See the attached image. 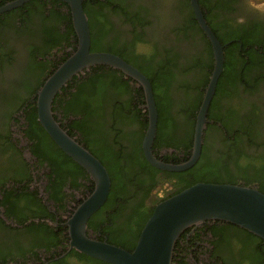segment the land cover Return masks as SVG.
Wrapping results in <instances>:
<instances>
[{"label":"flooded vegetation","instance_id":"af4514ba","mask_svg":"<svg viewBox=\"0 0 264 264\" xmlns=\"http://www.w3.org/2000/svg\"><path fill=\"white\" fill-rule=\"evenodd\" d=\"M9 1L0 0V6ZM180 1L184 0L81 1L97 32L95 41L101 47L121 49L130 63L140 66L159 61L167 65L172 72V81L167 88L171 111L175 109L172 104L182 98V84L197 74L196 68L187 67L193 63V58H202L200 34L195 28L186 29L184 13L187 11L180 6ZM197 4L201 13L206 14L205 22L218 35L234 36L232 39L238 42V47L229 53L234 59L244 62L237 84H232L228 93H221L219 105L213 109L215 113L220 110L222 113L225 127L220 124L221 134L226 135L229 131L233 135L244 126L254 142L246 148L247 151L259 152L261 147L257 144L264 140V0H197ZM67 10V4L61 0H27L0 12V264H89L75 257L71 249L61 257L54 255L58 252L61 254L67 247L68 234L64 222L92 190L89 181L85 180L90 178L85 171L71 172L63 166V171L59 172L56 168L53 171L43 158L33 155L35 151L41 156V151H44L42 142L37 137L30 140L27 135L29 123L26 111L35 103L38 90L33 92L31 86L36 84L37 77L42 79L44 73L54 70L75 49L76 36L69 33L68 39L51 48L49 54L43 58L37 57L36 60L48 61L37 76V73L29 71V53L32 48L42 49L44 34L50 29L55 35H62L65 23L60 18ZM222 45L223 53L226 44ZM102 67L93 65L83 69L62 87L69 84V91H73L77 84H101L99 79L104 80L99 76L103 72ZM122 78L127 76L122 74ZM127 86L134 89L130 95L110 85H99L100 95L97 97L104 104L98 117L104 122H101L102 135L89 139L91 148H100L105 142L114 150L121 148V154L128 156L131 153L130 143L135 144L139 140L141 145L145 128L138 119L126 122L121 114L126 111V107L134 108L137 97L133 94L135 89L141 87L133 79L127 81ZM198 91L200 88L190 94H197ZM56 99L51 110L54 119L62 129L77 131L73 127L74 122L84 121L82 115L69 113L63 116L60 108L69 99L68 90ZM142 105L139 103L137 107L141 112H146ZM114 107L117 109L115 113ZM249 119L253 120L252 123H245ZM93 121L94 117H90L85 123L93 127ZM207 123L205 117L202 130ZM216 125L219 126L218 123ZM204 132V144L208 145L210 154L217 148L209 144L217 132L211 128ZM72 137L83 139L78 131ZM112 139L114 144H110ZM151 153L170 161L183 158L182 152L174 157L173 151L163 146L158 147L156 152L151 150ZM152 175L154 177L150 186L148 175L139 174L143 187H150L146 193L142 189V195H138L142 200L139 208L144 211L153 209L157 202L172 195L176 189L174 178L166 177L165 172L155 170ZM116 209L117 203H114L106 205L98 215V209L95 210L87 218L85 233L89 237L104 240L106 235L102 229L105 220ZM205 223L180 233L173 247L171 264H181L180 260L183 264H231L223 258L225 248L212 243L216 239L211 236L210 227L213 223Z\"/></svg>","mask_w":264,"mask_h":264},{"label":"trees","instance_id":"16d2710c","mask_svg":"<svg viewBox=\"0 0 264 264\" xmlns=\"http://www.w3.org/2000/svg\"><path fill=\"white\" fill-rule=\"evenodd\" d=\"M81 6L83 9L82 3ZM180 6H183L187 11L186 14L184 13L186 29L195 28L197 33L200 34L199 40H201L200 43L202 44V58L201 60L193 58V63L187 67V69L196 68L197 74L194 77L191 76L190 80H188L192 82L185 81L182 84V98L175 104H172V107L175 108L174 111L170 110L171 101L167 93V88L172 81V72L167 65L159 61L149 66H140L130 63L129 59L124 56L126 54L121 49L101 47L95 41L97 32L94 30L92 20L90 16L87 17L85 8L83 9L87 18L89 30V51H104L119 56L136 67L150 82L156 108L155 131L150 149L156 152L158 147L163 146L171 149L174 157L175 154L178 157V153H183L182 159L177 158L172 161L167 158L162 159L156 157L164 162L171 163L181 162L188 157L192 142L195 114L201 100L202 90L208 80L212 68L210 44L201 30L197 27L192 11L189 8L188 0L180 1ZM203 7L204 6H201V8ZM67 11L68 12L63 14L60 18L61 22L65 23L62 35L57 36L55 35V32L50 29V31L44 34L45 37L42 49L38 50L37 48H32V51L29 53V58L31 60L29 71L35 72V74L37 73L36 76L39 71H43V68L46 67V63H48V61H43L42 59L36 60L37 57L40 56V58H43L44 55L49 54L51 48L68 39L67 37L69 33L75 37L70 23L69 10ZM201 14L205 20L206 14ZM207 25L219 43L226 44L223 48L222 70L216 80L214 93L209 101L205 116L208 122L205 129L211 128L217 132L216 136L213 137V142L209 144L210 146L216 145L217 148H214L212 153H208L209 147L204 144L206 135L204 129L202 130V143L200 146L199 157L192 166L183 171H161L165 172L166 177L174 178L173 184H175L176 189L172 194L196 182L229 183L252 186L264 194V140L257 144L261 147L259 152H248L246 148L254 144L252 136H250L247 131L248 129L242 126V128L239 131H236L233 135H231L229 131L226 135L221 134L222 128H220V124L225 127V124L222 122L221 110L218 113L213 111V109L219 105V97L223 95L221 93H228L229 87L232 84H237L240 78L241 64L244 62H240L239 59H234L229 53L231 49H237L238 42H235V40L232 39L234 36L225 37L218 35L209 23H207ZM191 36L193 37L194 34ZM102 66L104 65H101V67ZM101 69L103 72H101V74L98 73L101 78H104V80L99 79L101 84H93L92 82L87 84H77L75 86L73 85V91H69V84H67L65 88L61 87L59 92H57L52 99L51 110L53 107L52 105L55 103L54 100L61 97L62 94L68 90L69 99L60 105L62 115L66 116L69 113L74 116L76 114L82 115L84 121L74 122L73 127L74 129H77L83 139L75 140L99 160L106 169L109 177V190L107 196L102 206L98 208L96 215L100 214V210L106 205L117 203L116 212L113 214L110 213L105 220L104 229H102L103 234L106 235L104 241L119 246L127 251H131L141 227L152 211V209L144 211L139 208L142 200L138 198V195H142V189L146 193L150 188L147 185H144L143 187V180L139 177V174H147L148 183L152 186V179L154 177L152 174H154L155 170L157 171L160 169L154 168L145 160L142 155L139 140H137L135 144L134 142L129 144L131 146V153L128 156L121 154V148L114 150L112 147L107 146L105 142L102 143L100 148L98 147L94 149L90 147L89 139H94L96 136L102 135L100 133L102 130L101 122H104V119L101 120V118L98 117L100 115L99 111L104 104L103 101L101 102V99L97 97L100 95L99 85H102L103 87L110 85L123 93H128L129 95L130 91H134V89L132 90L127 86V81L131 78H122V73L120 71L110 69V67H102ZM52 70L53 69H50L44 73L43 78L40 80L37 77L38 81L36 80V84L31 86L33 92L40 87L43 80L52 72ZM74 77L75 76L72 78L74 79ZM198 88H200V91H198L197 94H190L193 90H197ZM133 95L134 97H137V100L133 103L134 108L131 109L126 107V111L121 112V114L122 117L126 119V122L132 121V119H138L144 129L147 124L145 116L146 112H141L140 108L137 107V104L143 103L141 88L135 89ZM116 107H114L113 113L117 111ZM90 117H94V121L92 122V125H94L93 127H89L90 125L88 126L85 123V120ZM26 119L29 123V131L27 132L29 139L33 140L37 137L44 146V151H41V156L35 151H33V155L35 154L37 157L43 158L51 168H53V171L54 168H56L60 172L63 166L65 169L69 168V171L71 172L80 171L84 173L83 168L66 156L39 125L36 120L35 103L30 105V110L26 111ZM249 121L252 123L253 120L249 119L245 121V123H248ZM216 123H218L219 126L216 125ZM65 131L71 137L77 132L76 130L75 132L72 131V129ZM114 143L115 142L112 139L110 144ZM85 180L89 181L88 183L91 190L93 187L92 181L87 178H85ZM123 208L126 209L125 212H123ZM208 222L213 223L210 227L211 236L216 237L212 243L215 245L219 244L225 248L223 258H226L231 264H264V242H262L260 238L235 224L223 221ZM206 223L204 222V224ZM31 226H34V224ZM187 229L188 228L185 230ZM98 240L103 239L98 238ZM234 245L236 246L235 248H233ZM70 251L73 252L74 256L79 258V260H86L89 264H109L89 257L74 249H71ZM232 251H234V253ZM173 252L174 248L172 250L171 259L174 258ZM69 253L70 252L66 255ZM59 254L60 253L58 252L54 256ZM58 261L59 260H57L56 263H58ZM179 263L183 264V261L180 260Z\"/></svg>","mask_w":264,"mask_h":264},{"label":"water","instance_id":"95a60500","mask_svg":"<svg viewBox=\"0 0 264 264\" xmlns=\"http://www.w3.org/2000/svg\"><path fill=\"white\" fill-rule=\"evenodd\" d=\"M25 1L27 0H11L0 6V12ZM61 1L69 8L76 46L36 91V120L53 143L84 169L93 187L65 220L67 247L57 257L74 249L109 264H171L173 245L180 233L205 221L235 224L264 242V194L252 186L212 182L193 183L157 202L141 227L131 251L89 237L85 233L87 218L99 208L107 196L109 177L99 160L69 136L54 119L51 111L54 95L69 78L90 66L106 65L119 70L137 82L142 89V106L146 109L147 120L140 145L143 157L154 168L183 171L192 166L199 157L206 110L222 69L223 45L203 19L197 0H188L195 21L210 44L212 68L195 114L190 154L181 162H164L157 159L150 150L156 124V108L150 82L139 70L119 56L110 52L89 51V32L81 6L82 0Z\"/></svg>","mask_w":264,"mask_h":264},{"label":"rangeland","instance_id":"374dc122","mask_svg":"<svg viewBox=\"0 0 264 264\" xmlns=\"http://www.w3.org/2000/svg\"><path fill=\"white\" fill-rule=\"evenodd\" d=\"M256 1H262V0H256Z\"/></svg>","mask_w":264,"mask_h":264}]
</instances>
